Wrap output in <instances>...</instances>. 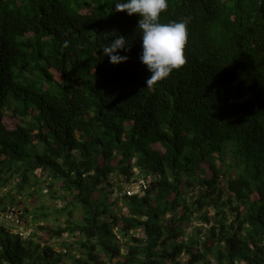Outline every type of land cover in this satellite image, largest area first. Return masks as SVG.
<instances>
[{
  "label": "trees",
  "instance_id": "trees-1",
  "mask_svg": "<svg viewBox=\"0 0 264 264\" xmlns=\"http://www.w3.org/2000/svg\"><path fill=\"white\" fill-rule=\"evenodd\" d=\"M115 3L0 0V214L32 229L0 225V264H264V96L247 90L264 66V0H168L160 22L187 18L186 62L150 87L140 17ZM113 32L126 62L103 54ZM234 94L257 121L235 125ZM33 186L34 201L45 186L65 202L56 227L32 214L43 241L19 198ZM65 236V252L49 244Z\"/></svg>",
  "mask_w": 264,
  "mask_h": 264
},
{
  "label": "clouds",
  "instance_id": "clouds-1",
  "mask_svg": "<svg viewBox=\"0 0 264 264\" xmlns=\"http://www.w3.org/2000/svg\"><path fill=\"white\" fill-rule=\"evenodd\" d=\"M114 6L115 11H125L128 15L135 13L140 17L137 25L141 30L139 60L146 65L151 74L146 80L147 87L167 78L174 69L180 68L186 62L184 48L188 38L187 18L168 23L160 22L161 13L168 8V0H117ZM113 33L115 38L111 40L110 44L101 48L103 54L109 58L112 64L126 62L128 56L119 54L117 50L127 52L129 43L125 36ZM67 43L65 41V46ZM263 68L264 66L250 72H254L257 76L253 84L247 88L253 100L256 99L258 93L264 96V82L261 78L262 72H264ZM243 76L247 75L244 74ZM231 98L234 99V102L230 109V117L237 119L235 125L251 123L259 119L258 111L252 113L248 108L249 102L245 98V94L244 96L234 94ZM241 131L236 130L234 133ZM231 153L224 155L223 161L225 163L231 161Z\"/></svg>",
  "mask_w": 264,
  "mask_h": 264
},
{
  "label": "rangeland",
  "instance_id": "rangeland-1",
  "mask_svg": "<svg viewBox=\"0 0 264 264\" xmlns=\"http://www.w3.org/2000/svg\"><path fill=\"white\" fill-rule=\"evenodd\" d=\"M8 117V116H7ZM4 119V122H5V125L8 129H12L16 124H17V120L15 118L13 119ZM218 165L220 164V162L217 163ZM120 182H116V187L115 189L117 190L118 188H120L119 186ZM123 185V184H122ZM125 186V185H124ZM32 187H30L29 189H27L26 191H24L21 195H19L20 197V200L26 205L29 207L30 209V213L27 215V220H28V223H29V226H31L32 228H34L35 232L37 235L41 236L42 237V241L43 240H46L47 236L43 233H40L39 231H37V229H35L37 227V225L33 224L32 223V214L35 213V212H40V213H48L49 216L46 220V224H48L49 226H53V227H56L58 224H61L64 219H65V216L64 215H60V214H57L54 209H61L62 207H64L65 205V202L63 201H53L52 199H50L48 196H46V188L45 186L44 187H41L40 189V193H42V197L41 199H36L35 201L31 198H29L28 194L31 193L32 191L34 190H37L36 188H33L31 189ZM8 189H11V186L8 188ZM119 193V191L121 190H117ZM14 192V191H13ZM6 193V190H3L1 193H0V196H2L3 194ZM116 192L113 194L112 198H111V201L115 200V198L117 199V197H119L120 195L117 194ZM32 202V203H31ZM116 205L120 206V203L117 202ZM118 209L115 210V212H117ZM122 211H125L124 209V206L122 207ZM80 216V212L79 211H75V214H74V218L77 219L78 217ZM3 221L0 220V225H3L2 224ZM5 225V224H4ZM191 230V228H188L187 229V232H189ZM36 240V238H35ZM76 241L75 238H72V237H63L61 239H52L49 241V244L54 247L57 251H63L65 252L64 248L61 246L62 243H66V244H73L74 242ZM70 253L73 255L75 254V248H71L70 250Z\"/></svg>",
  "mask_w": 264,
  "mask_h": 264
},
{
  "label": "built area",
  "instance_id": "built-area-1",
  "mask_svg": "<svg viewBox=\"0 0 264 264\" xmlns=\"http://www.w3.org/2000/svg\"><path fill=\"white\" fill-rule=\"evenodd\" d=\"M141 183L143 182L141 181L140 184ZM139 185L134 184L131 189H127V195L137 194L139 192ZM21 214L22 213L18 209H8L7 212L0 214V220L3 221L7 229L10 230V233L26 239L30 236L32 229L25 227L21 219Z\"/></svg>",
  "mask_w": 264,
  "mask_h": 264
}]
</instances>
